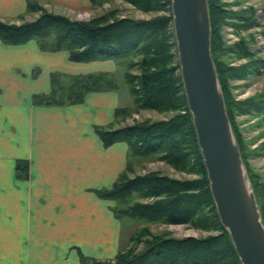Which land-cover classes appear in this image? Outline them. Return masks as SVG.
Wrapping results in <instances>:
<instances>
[{"label":"trees","instance_id":"16d2710c","mask_svg":"<svg viewBox=\"0 0 264 264\" xmlns=\"http://www.w3.org/2000/svg\"><path fill=\"white\" fill-rule=\"evenodd\" d=\"M99 3L102 0H91ZM145 11H167L151 18L115 17L108 11L88 20L72 19L68 15L49 11L37 0H29L27 10L40 11L32 20L9 22L0 18V38L7 43H23L35 38L43 49L69 50L70 58L89 61L114 57L124 66L123 76L134 106L115 110L116 121L121 115L138 108H153L172 112L166 118L135 120L132 124L115 126L112 122L96 129L109 145L124 140L131 156L159 155L176 169L195 173L194 178H177L157 171L129 176L131 163L107 188L97 190L102 197L115 200L114 212L122 218L133 217L143 222L190 223L203 229L217 230L207 236L175 237L169 231L154 233L148 226L132 236L134 243L120 250L114 258L100 259L83 255L80 264H242L228 230L222 225L211 194L207 170L198 145L192 114L188 107L178 62L173 28L171 0H128ZM212 26L211 48L223 88L227 112L242 157L247 165L264 222V181L252 172L247 162L249 149L237 127V112L264 111V92L245 100H235L230 78L247 77L264 68V58L256 57L244 37L235 49L223 38L224 24L249 27L256 22L254 8H228L225 1L208 0ZM244 22H229L228 18ZM248 58L238 66L228 64L227 57ZM236 55V54H235ZM232 56V55H231ZM124 61L125 64H122ZM111 72L73 75L67 86H61L59 73L52 75L53 90L34 95L36 103H63L83 100L92 89L117 86ZM26 161L18 160L25 169ZM143 243V248L137 247Z\"/></svg>","mask_w":264,"mask_h":264},{"label":"crops","instance_id":"0c3cea01","mask_svg":"<svg viewBox=\"0 0 264 264\" xmlns=\"http://www.w3.org/2000/svg\"><path fill=\"white\" fill-rule=\"evenodd\" d=\"M28 1L0 0V14L19 13ZM117 66L113 58L73 60L35 38H0V264H80L83 255L110 259L125 247V219L115 200L97 192L129 160L126 141L107 145L96 129L114 122L118 90H90L77 102L34 101L52 92L54 73L67 86L73 75Z\"/></svg>","mask_w":264,"mask_h":264},{"label":"water","instance_id":"95a60500","mask_svg":"<svg viewBox=\"0 0 264 264\" xmlns=\"http://www.w3.org/2000/svg\"><path fill=\"white\" fill-rule=\"evenodd\" d=\"M178 62L211 194L242 264H264V222L227 112L208 0H171Z\"/></svg>","mask_w":264,"mask_h":264},{"label":"rangeland","instance_id":"374dc122","mask_svg":"<svg viewBox=\"0 0 264 264\" xmlns=\"http://www.w3.org/2000/svg\"><path fill=\"white\" fill-rule=\"evenodd\" d=\"M39 4L49 11L63 13L68 15L72 19L88 20L95 16H99L108 11H113L115 17H134V18H151L157 14L167 13V11H145L138 8L136 5L128 0H102L99 3H93L91 0H72V2L64 0H37ZM228 3L227 7L234 10H244V14H248L251 8H254V16L256 22L249 27H243L241 25L235 26L232 23L224 24L223 26V38L225 42L238 49L237 46L241 42V38L244 37L245 43L248 48L255 52L256 57L264 58V0H222ZM40 14V11L31 12L25 10L11 14L2 15L0 18L9 21L20 23L24 19L32 20ZM229 22L235 21L244 22L239 18H228ZM5 42V41H4ZM7 43V42H6ZM18 44V43H11ZM50 50V49H45ZM60 50V49H57ZM69 51V50H68ZM236 54V55H235ZM232 55V56H231ZM70 57V55H69ZM113 58L116 62V69L113 74H110V78H114L117 82V86L113 89L118 90L120 94L121 106H134L132 96L128 90L127 82H125L123 72L124 66H120L116 58ZM103 59V58H99ZM105 59V58H104ZM228 64L232 66H238L248 62V58L237 55V50L231 53L227 58ZM96 60V59H93ZM122 64H125L122 61ZM106 72V71H105ZM100 73V72H97ZM60 77V74H59ZM69 79L63 78V82ZM62 82V81H61ZM231 85V91L235 100H245L249 97L255 96L260 92H264V68L260 73L249 74L247 77H234L229 79ZM103 89V88H101ZM110 89V88H109ZM112 89V88H111ZM94 90V89H92ZM84 99V98H83ZM82 101V100H81ZM172 112H161L153 108H138L131 114L121 115L120 119L115 123V126H121L125 124H132L135 120L143 121L145 119H161L170 116ZM116 115L114 121H116ZM235 121L238 129L243 136V139L249 149V156H247V162L252 172L258 173L264 181V111L243 113L237 112L235 114ZM131 163V169H129L128 175L134 176L136 174H145L150 171H157L160 174H167L169 176L177 178H194L197 175L192 172H185L180 169H176L168 161L159 157V155H148L145 157L131 156L129 152V160ZM128 165V164H127ZM247 166V165H246ZM127 167V166H126ZM248 169V168H247ZM116 203V202H115ZM114 203V205H115ZM114 208V206L112 207ZM124 241L125 247L129 248L134 240L132 236L141 227L148 226L154 233L169 231L175 237L185 236H207L209 234L218 233L217 230L203 229L193 226L190 223H166L159 221L143 222L133 217L124 216ZM143 243H140L137 247L138 250L143 248Z\"/></svg>","mask_w":264,"mask_h":264}]
</instances>
